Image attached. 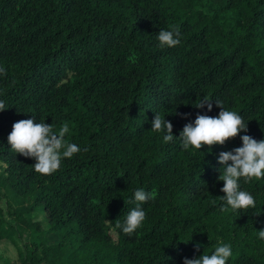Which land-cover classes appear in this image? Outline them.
Instances as JSON below:
<instances>
[{
  "label": "trees",
  "instance_id": "16d2710c",
  "mask_svg": "<svg viewBox=\"0 0 264 264\" xmlns=\"http://www.w3.org/2000/svg\"><path fill=\"white\" fill-rule=\"evenodd\" d=\"M178 26L181 43L159 46L160 30ZM0 162L16 211L0 186V241L15 246L11 218L45 234L26 214L41 208L57 243L27 247L18 264H184L230 244L226 264H264V179L240 190L255 208L221 211V152L241 137L264 140V0H0ZM212 103L196 106L203 100ZM234 111L248 125L211 149L181 147L197 115ZM156 113L173 125V141L151 130ZM67 122L65 140L81 150L51 175L11 150L19 120ZM231 163V161H229ZM146 219L132 235L117 228L136 207ZM125 201H130L125 203Z\"/></svg>",
  "mask_w": 264,
  "mask_h": 264
},
{
  "label": "clouds",
  "instance_id": "9594fccd",
  "mask_svg": "<svg viewBox=\"0 0 264 264\" xmlns=\"http://www.w3.org/2000/svg\"><path fill=\"white\" fill-rule=\"evenodd\" d=\"M180 36L178 26H171V30H160L157 36L159 46L161 48L175 47L181 43ZM0 74L7 75L4 67H0ZM216 104L222 109L218 116L198 114L194 124L189 123L183 128L179 138L184 150L190 148L201 150L204 145L211 149L214 145H224L230 139L236 138L241 131H248V125L244 123L240 115L226 110L220 101H216ZM205 105L209 111L212 110V103L207 99L201 101L196 107L203 108ZM3 110H5V104L0 101V111ZM151 130L163 134L165 144L173 141L172 123L157 113L152 121ZM69 131L67 122L57 131L54 130L53 124L37 123L33 119L19 120L12 126L8 143L12 151L36 160L33 166L37 173L51 175L60 169L63 158H72L81 150L75 143L65 140V135ZM241 139L242 147L221 152L218 157V162L223 166L219 169L218 179L224 182L221 191L226 194L222 197L224 205L221 211L223 212L255 208L254 197L249 192L240 190L239 181L243 179L245 183H248L253 179H264V140L257 141L249 135H243ZM154 198V193H147L143 188L135 190L136 207L127 214L124 224L121 225L118 222L116 227L122 228L126 235L135 233L146 219L142 204ZM128 202L130 201H125V203ZM258 238L264 239V230L258 231ZM231 255V245L220 242L211 255L203 254L194 259L185 258L184 264H226Z\"/></svg>",
  "mask_w": 264,
  "mask_h": 264
},
{
  "label": "rangeland",
  "instance_id": "374dc122",
  "mask_svg": "<svg viewBox=\"0 0 264 264\" xmlns=\"http://www.w3.org/2000/svg\"><path fill=\"white\" fill-rule=\"evenodd\" d=\"M6 177V165L0 162V186L3 193L11 197L10 199L15 212L19 210L27 212L30 209L31 203L28 200L13 198L8 184L6 183ZM26 218L31 223L41 224L42 228L45 230V234L33 241L30 231L25 229L24 226L16 225L18 222L11 218L10 224L14 227V230L10 231L6 227V234H12L17 245L15 246L9 240L0 241V264L20 263L22 259L21 252H25L27 247H37L41 249L45 246L57 243L55 235L49 233L48 215L43 209L39 208L32 213L26 214Z\"/></svg>",
  "mask_w": 264,
  "mask_h": 264
}]
</instances>
